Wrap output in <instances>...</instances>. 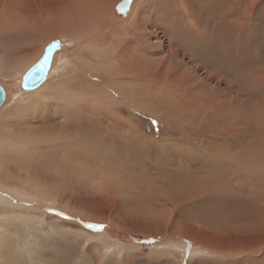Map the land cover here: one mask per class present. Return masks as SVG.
<instances>
[{"label": "rangeland", "instance_id": "rangeland-1", "mask_svg": "<svg viewBox=\"0 0 264 264\" xmlns=\"http://www.w3.org/2000/svg\"><path fill=\"white\" fill-rule=\"evenodd\" d=\"M17 1L0 0V56L19 64L17 74L10 73L8 81L0 78V85L13 91L22 73L46 47L55 43L58 48L48 80L36 90L22 92L9 125L26 132L40 134L50 129V133L73 137L88 124L61 118L64 112L92 114L97 109L126 118L133 130L139 131L143 143L136 154L123 143L112 145L114 156L130 161L132 176V187L115 189L120 190L119 197L132 196L135 201L145 200L152 193L142 185L144 180L158 179L160 168L167 170L164 174L168 178H175L179 166L169 163L168 157L178 149L187 151L184 144L209 147L213 154L220 155L182 154L198 160L190 172L200 166L206 170L209 163L215 166V160L223 157L231 169L235 168V178L229 180L237 181L236 188L217 189L222 195L218 202L213 201V193L193 197L175 210L174 219H193L221 233H233L235 229L247 234L264 233V0H136L124 16L114 7L117 0H44L46 6L41 9L30 1L26 6L36 8H30L27 15L19 11ZM99 37L101 41L97 42ZM7 99L2 110L9 113L13 109L10 93ZM104 120L108 122L107 117ZM116 130L124 131L121 127ZM0 135L1 167L13 168V172L16 166L33 167L44 159L46 166H56L49 163L50 159L59 163L63 157L57 142L48 145L44 141L10 140L4 137L5 131ZM169 142L175 147L170 148ZM105 143L108 148L109 142ZM159 144H163L160 154ZM61 153L66 154L64 150ZM90 167L67 171L71 179L68 184L104 197L101 187L107 181L117 186L130 179L115 173L101 176ZM71 186L67 191H74ZM138 189L142 191L136 195ZM38 193L29 200H17L18 205H8L13 215L0 211V264H114L116 259L110 255L103 258L105 249L88 236V232L105 229L110 238L121 239L143 253L130 257L126 264H193L172 255L161 260L148 257L144 255L148 252L144 243L157 237L137 235L132 239L127 233L118 234L103 220L89 222L71 212L74 205L66 200V208L50 207ZM211 198L212 205L208 202ZM218 217L224 220L216 221ZM3 223L7 227H2ZM88 225L104 226L97 231ZM27 229L33 234L26 236L23 232ZM207 258L194 264H231L230 257L217 253H209ZM241 262L264 264V245Z\"/></svg>", "mask_w": 264, "mask_h": 264}, {"label": "bare ground", "instance_id": "bare-ground-1", "mask_svg": "<svg viewBox=\"0 0 264 264\" xmlns=\"http://www.w3.org/2000/svg\"><path fill=\"white\" fill-rule=\"evenodd\" d=\"M23 1L24 0H18L17 2L18 5H20L19 11L21 13H26V15L28 12H30V8L35 7L32 5H30V7L29 5L26 6L27 2L32 1L29 4H33L34 2L35 5H38L36 6L38 9H41L46 6V4H44L45 3L44 0H26V3ZM110 1L114 2V0H109L108 2ZM135 1L136 0H117L115 2L114 7L117 9V13H119L120 16L122 15L124 16L126 13L130 12L133 5L135 4ZM21 13H19V15ZM100 39H101L100 37L97 38V42H99ZM18 66L19 64L9 63V60H5L3 57L0 56L1 80L8 81L9 76H11L10 73L13 74L18 72L17 71ZM49 71L50 68L46 73V77L44 81L41 84L31 89H24L22 87V77L25 72L22 73V75L20 76L21 78L20 80L17 81V85L13 91H9L2 86L5 89L6 97L4 102L0 105V132L3 133V131H5L6 135H4V137L10 140L19 139V140H26L27 142L31 141V143L32 142L39 143L44 141V143L47 144L49 143L48 145L57 142V144L59 145L60 154L63 155V157L62 156L60 157L59 163L55 162V160L50 159L49 163H52L56 166H50V167L49 165L46 166V160L44 159V160H40L42 162H38L33 167L30 166L29 164H25L23 166H18V167L16 166L17 170H14V172L12 170L13 168H9V167L2 168L3 165L1 167V163H0V211L2 210H4V212L8 211L10 214L13 215V211H9L10 207L8 205L11 206L14 204L18 205L17 200L19 201L20 200L23 201L24 199L29 200L37 196L38 192H39L38 194H41L40 197L43 199V202L50 203L51 205L50 207H56L57 205H60L66 208L64 202V200H66L67 204H69L68 202H70L71 205H74V208L71 210V212L78 213L82 218L87 219V221L89 222L91 221L95 222V220L97 221L103 220L102 222H104V224L109 228V230H114L118 234L123 235L127 233V236L132 239L137 235H141L144 238L157 237V239L153 242L146 240L147 242L144 243L145 244L144 248L148 249V252L144 253V255L146 256L149 255L150 257L152 256L154 259L156 258L160 259L162 256L165 255L166 256L172 255L177 260H180V262L181 260L185 259L187 262L189 263L193 262L194 264L198 260L207 261L208 260L207 256L209 253L212 255L213 253H217L222 257H230L229 262L231 264H240L239 262L243 261L244 258L250 257L251 254H253V251L257 252L259 249H261V247L264 245V233L254 234L251 232L247 234V233H241L242 231L239 232L238 230L235 229L233 233L232 231L223 230L222 232H225L226 233L225 234L219 232L218 231L219 229L216 230L214 226L210 227V225L207 226L206 224L205 227L204 223L203 225L201 224L202 222L201 223L193 222V219L188 220L187 218V219H181L179 221L177 219H174L175 210L176 209L178 210V208H180L182 205L191 202L193 197H199L203 193H207L209 195L213 193L214 195L212 198L215 199L213 201L218 202V199L222 195L220 192L217 191V189H220L221 187L220 190L229 191V190H234L236 188L237 181L235 184L232 183V180H229L234 177L235 168L231 169L230 164L227 163V161H225L224 159H222L223 157H220V159H216V157L214 158L216 159L215 161H217L218 166L215 165V162L212 164L215 166H211V163H209L207 165L206 170H203L204 167L202 169V167L200 166L199 168L197 167L196 170H194L195 172L193 173L190 172L191 166L197 164L196 162L197 159H194L192 157H185L182 154L187 151L194 153L208 152L212 156L213 154L211 152L212 149H210L209 147L197 148L194 145L184 144L186 145L185 147L187 151L183 149H178L176 152L173 151L174 154L170 156L168 155L169 156L168 159H169V163L173 162V166L175 164L176 165L178 164L179 166L177 167L176 172H174L177 173L175 178H171V179L168 178L166 175L167 170L163 171L162 168H160L158 171L160 172L161 176L164 175L163 178L160 176L161 177V178L159 177L160 179L158 178V179L144 180V184L142 185L144 188L151 189L152 193H150V195L146 197L147 199L145 200L136 199L135 201L134 200L135 198L132 196L127 197L125 199H123L122 196L119 197L120 190L115 189L117 187H124V188L132 187L131 186L132 176H131V170H129V165H131L130 161L123 158V156L122 157L114 156L113 152L115 150L114 149L115 147L113 148L112 145H115L114 142L116 141L119 143H123L127 147L129 146L130 148H132L133 153H135L138 151L139 148L141 149V146L138 147V145H142L143 143L141 142L143 139L139 131L137 132L136 131L137 129L133 130V128L128 124L126 118L118 117L117 115L112 116V114L108 115L104 113L105 112L104 110L96 112L97 109L91 111L92 114L88 112L86 113V111L81 112V110L80 112L74 111L70 113L66 110L67 112H64L63 115H61V118L63 117L73 122L82 121L83 123L84 122L87 123L88 124L87 126L89 127V129H87L88 127L80 128L79 133L77 132L76 135L73 136L74 138L62 132H61L62 134L50 133L51 132L50 129H48V131H44V133L39 134L34 131L26 132V130H24L22 127L18 128L15 127V125L14 126L9 125V122L12 119V118L10 119V116L14 113V109L17 106L19 107L18 99L21 98L23 94L22 92H28V91L30 92L40 88L44 84L47 77L50 75L51 72ZM138 72L141 73L140 71ZM8 93H10L11 95L12 98L11 103L13 104V109L9 113L7 111L3 112L2 110L3 107L5 108L7 106ZM58 97L61 98L63 97V95ZM70 106H67V108ZM88 114L90 116H88ZM91 116H93V118H89ZM106 117L109 123L106 120H104V118ZM6 123L7 126H5ZM98 123H102L104 125V128H102V126H100ZM119 127H121V129H123L124 131L119 132L118 130H116ZM100 132L102 133L103 136L100 135ZM105 142H109L108 148L107 147L105 148L104 146L106 145ZM169 143L171 144L170 148H173L176 145V144L172 145V142ZM161 147H163V144L158 145V149H159L158 154L163 152ZM64 148H66L67 150H65ZM61 149L62 151L64 150V152H66L65 156L64 153L63 154L61 153L62 152ZM221 151L223 153V150ZM194 153L193 156L195 155ZM216 154L220 155V153H215L213 155ZM213 157L211 158V160L213 159ZM159 160L160 159L157 158V162ZM63 161L65 162L63 163ZM24 166H26L27 168H25ZM89 166H91L90 168L94 169L101 176L102 175L106 176L115 173L116 175L119 176L130 177V179H128V181L125 182H120V185L117 186L116 184L109 182L110 180L107 181V183L103 181V183H106L101 187L103 190V191L101 190V192L105 194L104 197L98 196L96 192H93V194H88L87 192L85 193V191H83V188L77 189L76 187L71 186V184H68L71 181V179L67 177V175H69L67 171L78 172L84 170L85 167L89 168ZM125 166H128L127 169L125 168ZM32 168H36L35 171ZM18 169H24L26 173L22 174L23 172L19 171ZM164 172L166 173L164 174ZM17 173H21V174H17ZM172 175L174 174L172 173ZM23 176L26 177L27 179H23ZM95 184L96 185L98 184L99 186L98 182H96ZM31 186L33 187L31 189H28ZM69 186L73 187L72 189L74 191L72 190L67 191L68 188H70ZM21 188L24 190H22ZM40 188L42 189V193L40 191ZM95 189H97V187ZM141 189H138L139 191L135 192V194L137 195L140 191H142ZM45 190H47V192H44ZM245 191L249 193L251 192L249 189H246ZM127 196H130V194H127ZM208 196L206 195V197ZM212 198L208 200V202L211 205H212L211 202ZM129 203H131V205L135 203L136 205L133 207L132 206L129 207L130 206ZM21 205L23 206V204ZM28 207L29 206H27V208ZM196 215L199 214L196 213ZM198 218H196L195 220H200ZM223 220H224L223 217H218L216 219V221L219 222ZM229 223H231V220ZM1 226L7 227V225L4 223L1 224ZM23 233H25L26 236L33 234L32 232L29 231V229H27V231ZM88 234L89 237L95 238L94 244H99L101 245L100 247L105 249V252L102 255L103 258L106 255H110L112 259H116L114 260L115 261L114 264H126L128 259H130V257L134 256L135 254L138 255L143 254L142 252H139L136 249V247L130 245L127 246L125 245L124 242L122 243L121 239L110 238L106 234V229L103 230L102 232H96L94 230L93 232L90 233L88 232Z\"/></svg>", "mask_w": 264, "mask_h": 264}, {"label": "water", "instance_id": "water-1", "mask_svg": "<svg viewBox=\"0 0 264 264\" xmlns=\"http://www.w3.org/2000/svg\"><path fill=\"white\" fill-rule=\"evenodd\" d=\"M57 48L58 45L55 43L46 47L41 57L24 73L22 77L24 89L34 88L44 81L51 65L52 56ZM5 97V89L0 85V105L4 102Z\"/></svg>", "mask_w": 264, "mask_h": 264}, {"label": "snow or ice", "instance_id": "snow-or-ice-1", "mask_svg": "<svg viewBox=\"0 0 264 264\" xmlns=\"http://www.w3.org/2000/svg\"><path fill=\"white\" fill-rule=\"evenodd\" d=\"M88 227H90V228H95V229L98 230V231H101L102 228H103V226H100V225H88Z\"/></svg>", "mask_w": 264, "mask_h": 264}]
</instances>
